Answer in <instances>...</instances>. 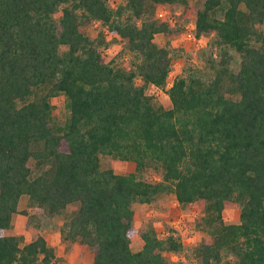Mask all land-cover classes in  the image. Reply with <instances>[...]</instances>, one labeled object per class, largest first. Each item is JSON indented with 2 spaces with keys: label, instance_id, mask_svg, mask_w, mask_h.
<instances>
[{
  "label": "trees",
  "instance_id": "obj_1",
  "mask_svg": "<svg viewBox=\"0 0 264 264\" xmlns=\"http://www.w3.org/2000/svg\"><path fill=\"white\" fill-rule=\"evenodd\" d=\"M159 3L182 6L175 22L154 16ZM188 13L187 0H0V264L58 258L37 221L22 244L5 233L21 194L24 214L50 217L74 204L58 232L86 246L90 264H183L167 255L182 250L178 235L159 236L151 223L130 247L132 203L169 191L198 206L195 223L208 237L188 247L196 264H264V0H201L192 34L211 32L213 51L166 84L179 52L153 37L180 30ZM92 21L100 28L89 36ZM106 32L122 40L128 67L104 59ZM59 93L61 124L50 101ZM100 154L133 170L101 167ZM148 163L159 179L138 175ZM232 204L238 220L226 222Z\"/></svg>",
  "mask_w": 264,
  "mask_h": 264
},
{
  "label": "rangeland",
  "instance_id": "obj_2",
  "mask_svg": "<svg viewBox=\"0 0 264 264\" xmlns=\"http://www.w3.org/2000/svg\"><path fill=\"white\" fill-rule=\"evenodd\" d=\"M121 0H109L114 6ZM201 0H187L189 13L187 20L182 23V28L178 31L164 34L157 32L154 34V41L159 44H167L169 47L179 52L178 56L172 62V68L167 75V81H170L182 72V67L190 65L192 67H202L203 60L201 54L213 51L209 46L211 32L199 37H193L190 24L193 23V10L200 5ZM180 4L159 3L154 7V16L158 19H167L170 23L177 20L176 15L181 11ZM264 27V19L262 22ZM86 33L93 36L100 28L97 21H92L84 26ZM108 43L101 48L105 60L112 59L116 65L128 67L129 54L122 51L123 42L116 36L106 32ZM61 44L59 49H64ZM145 92L160 102L163 106L169 105L166 93L159 87L147 84ZM228 97L236 98V93L225 92ZM52 104V114L56 123L61 124L67 115L64 94L59 93L50 98ZM99 164L101 167H111L115 172L125 173L133 170V162L130 160L114 158L109 154L99 155ZM138 175L145 180H157L160 178V168L155 164L148 163L138 172ZM26 195L21 194L17 202V210L12 214L11 225L5 230L6 233H13L20 237V243L34 236L33 221L38 222V230L42 231L47 241L54 246L55 253H59L60 258L55 264H81L87 262L85 256L87 247L77 241L63 240L58 232V225L74 206L73 203L67 204L65 209L53 216H45L43 213L34 209H28L27 214L21 213L20 209L25 207ZM132 225L135 232L130 240L131 249L135 250L140 246L139 231L151 223L159 236L165 235L172 230L174 235H178L182 240L183 248L179 253H167L173 259H179L183 264H196L195 259L189 254L190 244L200 239L207 238L208 235L201 228L197 227L195 221L199 217V209L195 203L179 204L174 194L169 192H158L150 202H133ZM222 218L226 222L238 220V206L232 204L222 209ZM86 247V248H85Z\"/></svg>",
  "mask_w": 264,
  "mask_h": 264
},
{
  "label": "crops",
  "instance_id": "obj_3",
  "mask_svg": "<svg viewBox=\"0 0 264 264\" xmlns=\"http://www.w3.org/2000/svg\"><path fill=\"white\" fill-rule=\"evenodd\" d=\"M190 27H191V29H193V23L192 24H190ZM191 32H192V30H191ZM13 214V213H12ZM11 218H12V215H11ZM11 222H12V220H11ZM11 222H10V225H11ZM6 230V229H5ZM6 233V232H5ZM39 233L40 234H42L43 235V237L45 238V240L47 241V239H46V237H45V235L42 233V231H40L39 230ZM11 234H13V233H11ZM29 240V239H28ZM28 240H25V241H28ZM24 241V242H25ZM47 243H49L48 241H47ZM20 244H22V243H20ZM50 244V243H49ZM51 245H52V243H51ZM54 247V246H53ZM86 248V247H85ZM87 249V254H86V256H85V258H86V260H87V262H85V263H81V264H90V262H91V258H92V255H91V252L89 251V249L88 248H86ZM55 251V250H54ZM56 254V256L58 257L57 259H56V262H57V260L60 258V255H59V253H55ZM55 262V263H56Z\"/></svg>",
  "mask_w": 264,
  "mask_h": 264
},
{
  "label": "built area",
  "instance_id": "obj_4",
  "mask_svg": "<svg viewBox=\"0 0 264 264\" xmlns=\"http://www.w3.org/2000/svg\"><path fill=\"white\" fill-rule=\"evenodd\" d=\"M192 36H193V34H192ZM194 37V36H193ZM171 82V81H170ZM166 84H169V81H167V77H166ZM180 241H182V240H180Z\"/></svg>",
  "mask_w": 264,
  "mask_h": 264
}]
</instances>
